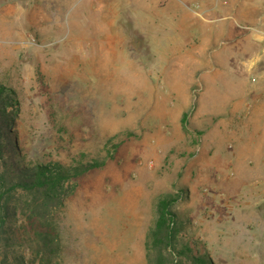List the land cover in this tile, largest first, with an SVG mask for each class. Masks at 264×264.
<instances>
[{
    "label": "rangeland",
    "instance_id": "1",
    "mask_svg": "<svg viewBox=\"0 0 264 264\" xmlns=\"http://www.w3.org/2000/svg\"><path fill=\"white\" fill-rule=\"evenodd\" d=\"M203 1L0 0V86L13 100L1 128L18 155L6 159L105 161L46 208L23 197L32 209L17 223L42 214L52 228L41 260L27 227L31 240L15 248L27 264H146L167 196L176 249L264 264V150L249 153L259 149L249 132L264 131V85L252 89L258 75L245 69L264 47L250 15L264 16V0L236 10L246 23L234 26L226 6L242 0Z\"/></svg>",
    "mask_w": 264,
    "mask_h": 264
},
{
    "label": "trees",
    "instance_id": "2",
    "mask_svg": "<svg viewBox=\"0 0 264 264\" xmlns=\"http://www.w3.org/2000/svg\"><path fill=\"white\" fill-rule=\"evenodd\" d=\"M7 101L12 102V96L3 86H0V264H27L23 254L15 249L16 246L22 245L20 240L23 239L25 244L27 240H31L27 227L32 228L33 237L40 245L35 251L29 244L26 246L35 255L39 254L41 260L45 258L46 251H50L52 228L42 214L37 215L40 220L38 222L30 221L27 224L23 220L17 223L19 213H23L24 208V210L32 209L27 199L23 200V197L30 196L35 201H38L35 198L42 197L41 203L46 208L52 202L59 201L65 194L66 181L92 168L100 167L105 161L92 160L72 168H65L53 162L38 163L31 167L25 165L21 158L19 160L11 158L12 160L8 161L6 154L14 157L18 155L13 148L11 138H6L1 128V123L11 120V118L3 117L2 119L1 117ZM2 137H5L4 141ZM114 145L117 146L118 143ZM176 200V197L167 196L162 197L157 203L155 225L149 232L150 247L147 250L146 264H184L182 259L175 258L182 254L192 259L193 264H212L204 255L194 257L187 254L190 250L189 246L183 245L182 248L176 249L175 227L178 226L179 219L172 207Z\"/></svg>",
    "mask_w": 264,
    "mask_h": 264
},
{
    "label": "crops",
    "instance_id": "3",
    "mask_svg": "<svg viewBox=\"0 0 264 264\" xmlns=\"http://www.w3.org/2000/svg\"><path fill=\"white\" fill-rule=\"evenodd\" d=\"M183 1H187V0H183ZM253 1V0H252ZM258 0H254V2H249L246 0H242L238 2V8L235 7V4L233 1H229L228 5L226 6V9L228 11V13L230 14L226 19L230 20L228 21L229 25L234 26L235 24L238 25V21L237 19H239L238 17L241 16L243 23H246V20H244V18H246L245 13L242 11L241 14L238 16V13H236V10L239 9H244L246 10V8H248V5H256V2ZM202 4L208 5L209 6H205L204 9H222L221 4H219V2L215 1V0H211V1H203L201 2ZM258 5V3H257ZM253 10H255V8H252ZM238 12V11H237ZM254 19V22H252V25H260V27L264 24V16L261 18V16L259 14H250ZM263 20V21H262ZM249 24V23H248ZM246 25V24H244ZM262 29V28H260ZM260 34L257 35V37H255V35L253 34V38H257V40H263L264 39V30H260ZM248 38H251L250 34L247 35ZM248 66L245 68L247 71L249 70L250 74H256L258 75L257 80L254 83H249L250 85H254L251 88H255L257 85H264V47L262 49H259L257 52H255L251 57H249L248 59ZM258 135L259 138V149H257V147L255 146L253 148L250 147L251 149H249V153L251 157H255L257 155L258 152H261V149L264 150V148H262L261 145V140L262 138H264V131L261 132H256L254 131H250L249 132V137L251 139H253L254 137H256ZM264 144V143H263ZM263 152V151H262Z\"/></svg>",
    "mask_w": 264,
    "mask_h": 264
}]
</instances>
